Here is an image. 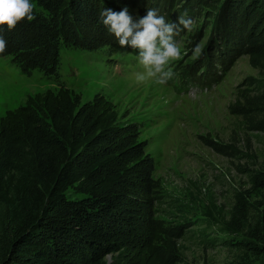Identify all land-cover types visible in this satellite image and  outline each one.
<instances>
[{"label":"rangeland","instance_id":"374dc122","mask_svg":"<svg viewBox=\"0 0 264 264\" xmlns=\"http://www.w3.org/2000/svg\"><path fill=\"white\" fill-rule=\"evenodd\" d=\"M42 1L31 0L34 20L0 31L7 41L0 54V120L36 95L61 89L82 104L105 98L114 105L118 126L137 130L152 162L151 219L173 235L172 264L235 262L240 251L234 244L250 239L229 234L225 222L235 195L251 190L252 172L264 171V127L247 118L258 117L251 103L264 102V42L256 39L260 17L252 18L259 23L253 34L247 8L239 11L241 0H92L97 20L104 9L124 8L134 21L148 9L168 22L179 16L193 20L191 31L176 37L187 55L175 63V77L160 86L137 84L135 74L143 69L136 50L121 48L102 23L78 14L74 0H63L66 9L55 13ZM197 44L203 54L194 58ZM69 197L78 196L69 191ZM106 260L113 263L110 256ZM252 260L264 264V258Z\"/></svg>","mask_w":264,"mask_h":264},{"label":"trees","instance_id":"16d2710c","mask_svg":"<svg viewBox=\"0 0 264 264\" xmlns=\"http://www.w3.org/2000/svg\"><path fill=\"white\" fill-rule=\"evenodd\" d=\"M62 1L43 5L55 13L66 9ZM89 2L74 0L75 11L101 25ZM245 8L248 21L260 17L256 39L264 42V0H241ZM252 24L256 34L259 23ZM251 64L258 68L257 58ZM251 105L261 114L247 118L264 127V102ZM152 170L137 130L120 128L105 98L82 104L61 89L29 99L0 120V264H108L109 256L112 264H172L173 235L151 219ZM250 179L225 222L229 234L250 239L232 243L240 256L231 264L264 258V171Z\"/></svg>","mask_w":264,"mask_h":264},{"label":"clouds","instance_id":"9594fccd","mask_svg":"<svg viewBox=\"0 0 264 264\" xmlns=\"http://www.w3.org/2000/svg\"><path fill=\"white\" fill-rule=\"evenodd\" d=\"M34 7L31 0H0V31L4 26L13 31L25 19L34 20ZM99 15L100 23L114 34L121 48L131 47L138 53L143 71L135 74L137 84L151 81L164 86L175 77V63L187 55L176 37L183 30L191 31L194 23L191 18L179 16L177 22H168L155 9H148L145 16L134 21L127 8L119 12L104 9ZM6 48L7 41L0 35V54ZM202 54L203 48L197 44L192 55L199 58Z\"/></svg>","mask_w":264,"mask_h":264}]
</instances>
